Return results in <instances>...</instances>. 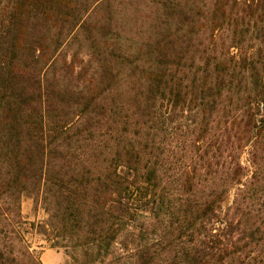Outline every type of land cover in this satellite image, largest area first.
Listing matches in <instances>:
<instances>
[{
  "label": "trees",
  "instance_id": "1",
  "mask_svg": "<svg viewBox=\"0 0 264 264\" xmlns=\"http://www.w3.org/2000/svg\"><path fill=\"white\" fill-rule=\"evenodd\" d=\"M29 233L264 264V0H0V264H42Z\"/></svg>",
  "mask_w": 264,
  "mask_h": 264
},
{
  "label": "rangeland",
  "instance_id": "2",
  "mask_svg": "<svg viewBox=\"0 0 264 264\" xmlns=\"http://www.w3.org/2000/svg\"><path fill=\"white\" fill-rule=\"evenodd\" d=\"M244 157H246L244 155ZM21 212L28 221H43L46 218L44 211L37 207L33 209L32 200L23 198L21 202ZM31 249L34 250L42 264H68V257L62 249L50 248L43 236L29 233L26 237Z\"/></svg>",
  "mask_w": 264,
  "mask_h": 264
}]
</instances>
